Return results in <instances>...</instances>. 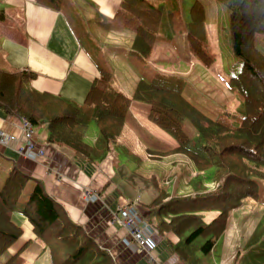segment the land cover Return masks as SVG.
<instances>
[{
  "label": "trees",
  "instance_id": "obj_1",
  "mask_svg": "<svg viewBox=\"0 0 264 264\" xmlns=\"http://www.w3.org/2000/svg\"><path fill=\"white\" fill-rule=\"evenodd\" d=\"M34 1L62 10L70 0ZM219 1L229 9L233 51L242 61L240 72L230 78V87L236 89L242 105L236 111L225 109L218 118L185 96L183 76L156 72L150 80L140 79L134 93L128 95L113 86L111 71L103 69L100 81L104 89L98 102L79 105L35 90L34 72L0 70V105L8 114L28 119L34 127L45 126L49 142L69 148L76 158L96 163L106 157L109 142L119 137L131 103L149 105L150 120L177 142L166 154H188L198 171L190 179L194 194L169 198L161 192L149 206L158 219V231L178 236L171 247L185 264H215L208 256L225 233L231 212L247 198L264 204V53L255 43L256 34L264 33V0ZM170 5L172 0H121L110 23L134 32L132 52L144 62L150 59L161 28L167 26L170 36L186 33L190 52L210 67L214 56L208 48L203 4L195 1L189 22L179 7L167 9ZM92 122L99 130L93 144L86 137ZM207 182L216 185L208 189ZM24 193L28 196L20 213L33 225L52 264H115L81 225L68 218L41 180L17 167L0 188V258L23 234L12 216L19 211ZM209 213L214 215L208 220ZM21 253L10 254L3 264H28ZM233 264H264V212Z\"/></svg>",
  "mask_w": 264,
  "mask_h": 264
},
{
  "label": "crops",
  "instance_id": "obj_2",
  "mask_svg": "<svg viewBox=\"0 0 264 264\" xmlns=\"http://www.w3.org/2000/svg\"><path fill=\"white\" fill-rule=\"evenodd\" d=\"M172 1L173 6L170 5L167 9L179 7L183 17V1ZM198 1L205 9L208 48L214 56V63L207 68L214 66L218 81L230 84L231 77L225 71L220 48V16L222 14L226 18L227 7L219 0ZM120 4V0H70L62 10H55L39 5L34 0H0V10L4 12V17L0 18V70L34 72L36 76L32 80V86L35 90L63 97L79 105L96 104L104 89L100 81L103 69L110 67L93 57V50L84 42L83 36L81 37L72 13L78 22L86 20V24L81 23V28L88 37L90 31L98 34L99 46L102 42L105 48V51L102 46L99 48L102 55H107L108 48L112 46L116 48L113 57H119L121 52L118 50L121 49L124 60L135 66H128L126 72L120 75L115 74V85L112 84L118 90L132 95L140 79L150 80L156 72L177 74L176 69L169 64V59H165L166 54L171 53L170 49L158 45L164 41L160 35V42L157 46L155 44L147 62L135 56L132 52L134 32L110 23ZM80 7L89 10L81 12ZM91 8L94 11L89 13ZM183 19L185 20L184 17ZM88 23L89 28L91 24L94 27L87 28ZM165 31L168 33L167 26L161 28V33ZM167 38L171 39L167 42L178 53L175 35L170 36L168 33ZM255 43L264 53V33L256 34ZM186 45L188 47V41ZM183 56L189 64L183 68L185 78L184 75L189 74L190 67L192 66L193 72L196 61H200L190 51ZM146 64H152L155 69L148 66L145 68ZM111 72L114 77L115 68ZM149 111L148 104L133 101L119 137L115 142H109L106 157L97 163L76 158L69 148L49 142L45 126L35 127V144L45 151L38 159L28 158L12 147L0 144V188L14 167L41 180L49 195L61 205L68 218L81 225L99 247L111 255L115 264H185L171 247V244L178 242V236L173 232L158 231V219L149 206L157 200L161 192L169 198L172 195L194 194L190 179L198 171L188 154H166L177 146V142L150 120ZM21 119L8 114L0 105V129L16 133ZM97 138L98 134L90 143L93 144ZM215 185L213 182L206 183L208 189H213ZM32 186L31 182L29 192ZM87 186L97 191L99 198L87 200L84 193ZM27 196L25 194L24 199ZM251 201L253 199H249ZM132 204L136 206L141 217L154 224V246L147 250L129 248L126 244L131 239L129 230L111 223L114 213ZM245 205L246 203L230 214L227 230L223 234L227 251L218 264H233L235 255L243 246L240 245L238 249L233 244L241 232L237 227L230 228V224L240 215ZM21 207L22 202L19 203V211L13 213L12 219L22 228L23 234L7 253L21 251V256L28 264H49V252L37 241L33 225L20 213ZM42 257L43 261L40 262Z\"/></svg>",
  "mask_w": 264,
  "mask_h": 264
},
{
  "label": "rangeland",
  "instance_id": "obj_3",
  "mask_svg": "<svg viewBox=\"0 0 264 264\" xmlns=\"http://www.w3.org/2000/svg\"><path fill=\"white\" fill-rule=\"evenodd\" d=\"M182 1H183L184 11H185V14L183 15V17L185 18V20L189 21L190 16H191L190 15L191 8L193 4L195 3V0H182ZM88 10L89 9H83L80 7L81 12L88 11ZM93 11L94 9L91 8L89 13ZM226 12H227L226 18L225 16L223 17L222 14L220 16L221 17L220 48L223 54L225 71L228 75H230L229 77H232L234 75H237L240 72L241 67H242V61L239 57L235 55L233 51L231 34H230V12L227 8H226ZM71 15L73 19L75 20L74 22H75L76 28L79 29V33L81 34V37L83 36L84 42L87 44V46H89L93 50L92 51L93 57L96 58L97 60H100L105 66L110 67V68H106V70L113 71V68H115L114 77L111 75V82L115 85V82H114L115 74L120 75L122 72H126L125 69L128 68V66L129 68H134L135 66L132 63L124 60L125 57L122 56L123 51L121 49L118 50L119 53L121 52L119 57H113L112 54L115 52L116 48L112 46L108 48L107 55L105 54L102 55V51L99 50V48H101L102 46V42L100 43L101 46H99V41H97V39L100 40V37H98V34L96 35L95 32L89 30L90 37H88L81 28L82 27L81 23L84 22V24H86V20L83 19V21L78 22L72 13ZM84 18H86V16H84ZM101 19L102 21H104V18H101ZM93 27L94 25L91 24L90 28H93ZM87 28H89V23L87 24ZM167 35L168 33L166 31L162 32L160 34V37H162L164 41H162L161 43H159L160 41H157L156 46L159 43L158 44L159 46L164 45L170 49L171 53L169 54L168 52L165 56V59L167 60L169 59L170 61L169 64L172 65L171 67L176 69V72H178L175 75L183 76L184 66L189 65L187 64L188 60L184 59V56H183L187 54L188 51H190L186 45L187 35L184 32L178 33L175 35L176 37L175 42L177 43L176 47L178 49L179 54L174 50L173 46H171L167 42L171 40L167 38ZM102 49L103 51H105V48L103 46H102ZM263 51H264V48H263ZM104 58H105V61H104ZM196 64L197 65L195 66L193 72L191 71L192 70V66H191L189 70V74L184 75L185 80L183 82L182 88H183V92L185 96L189 100H191L194 104H196L198 107L202 108L205 112H207L208 114H210L211 116L215 118L222 116L224 114L225 109L230 110V111L231 110L236 111V109L238 110L237 107H241L242 105V99L239 96L236 89L231 88L229 83L223 84L222 82L218 81V74L216 71H215L216 74L214 73V70H215L214 66L213 68L208 69L206 66L202 65L198 61H196ZM147 66L153 70L155 69V67L152 64L151 65L146 64V66L144 67L147 68ZM186 125H187V129L191 131L192 127L190 126V124L187 123ZM96 134H99L98 126L96 125L95 122H92L87 130V134H86L87 141L90 142V140L94 136H96ZM36 149H40L37 147V144H36ZM249 199H253V198L245 199L244 201V203H246L245 207L242 208L240 215L235 217V219L230 224V228L237 227V230L241 232L238 238L233 242V244H235L238 249L240 245H244L247 237L256 228L258 224V220L264 211V207L262 203L256 201L255 199L249 202ZM22 201L23 202L25 201L24 196L21 199V202ZM244 203L242 206H244ZM209 214H210L209 216L208 214L206 215V219H210L211 216L214 215L213 213H209ZM225 240L226 239H224V235H222L221 238L216 243V246L213 249V252L211 253V255L208 256L210 260H212L213 263L215 264L219 263V261L224 257L225 252L227 251L225 247V243H226ZM9 255L10 253H5L0 258V264H3L6 261V259H8ZM43 258L44 257H42L40 262L43 261ZM49 258L50 257H48V263L52 264Z\"/></svg>",
  "mask_w": 264,
  "mask_h": 264
},
{
  "label": "built area",
  "instance_id": "obj_4",
  "mask_svg": "<svg viewBox=\"0 0 264 264\" xmlns=\"http://www.w3.org/2000/svg\"><path fill=\"white\" fill-rule=\"evenodd\" d=\"M35 128L33 123L22 118L16 133H10L0 129V144L6 147L14 148L19 154L31 159H38L44 154L43 148L36 149L34 140ZM23 142V143H22ZM85 198L87 200H96L99 198L97 191L92 187H85ZM111 223H116L131 234V239L126 241L129 248L133 250H147L154 246L152 238L154 224L141 217L134 204L120 208L113 214Z\"/></svg>",
  "mask_w": 264,
  "mask_h": 264
}]
</instances>
